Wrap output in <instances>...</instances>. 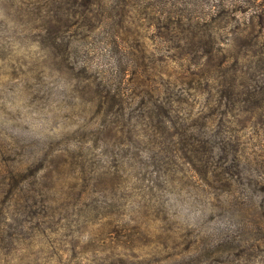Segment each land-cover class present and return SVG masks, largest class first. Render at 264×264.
<instances>
[{"label": "rangeland", "instance_id": "obj_1", "mask_svg": "<svg viewBox=\"0 0 264 264\" xmlns=\"http://www.w3.org/2000/svg\"><path fill=\"white\" fill-rule=\"evenodd\" d=\"M218 1L0 0V264H264V125L200 129V95L171 90L190 132L239 138L230 187L170 159L153 126L150 75L187 68L167 17L226 41L253 11Z\"/></svg>", "mask_w": 264, "mask_h": 264}, {"label": "trees", "instance_id": "obj_2", "mask_svg": "<svg viewBox=\"0 0 264 264\" xmlns=\"http://www.w3.org/2000/svg\"><path fill=\"white\" fill-rule=\"evenodd\" d=\"M213 7L235 12L245 8L253 12L248 19L243 20V24H234V28L227 32L230 38L225 41L210 28L200 32V22L202 26H208L203 18L192 20L172 10L167 19L176 27L178 38H185L186 42L175 44L171 49V57L184 60L187 68L180 74L183 75L180 82L176 76L170 79L168 73L163 80L162 73L155 70L154 75H150L149 84L153 87V126L158 138H162L160 142L169 140L174 143L171 149L168 147L170 159L175 157L184 161L201 179L216 177L222 172L224 185L230 187L241 176L242 149L239 138L231 133L232 129L227 131L228 136L223 135L222 138L190 132V128L177 119L178 115H182V120H185L183 103H187L188 99L186 96H177L171 90L184 87L185 93L190 89L186 95H200L202 104L197 126L200 129L215 130L218 124L214 122L213 115H220V124L226 115L225 121L230 125H233L234 118L243 128L257 122L264 125V0H219ZM225 28L218 22L219 32ZM59 34V29L46 32L47 37L52 39V45ZM135 70L138 69L134 67ZM188 73L192 78L184 82V75ZM202 109L206 112L202 113ZM116 114L124 117L122 111H116ZM140 115H144L143 111ZM221 160L222 164L219 163Z\"/></svg>", "mask_w": 264, "mask_h": 264}]
</instances>
